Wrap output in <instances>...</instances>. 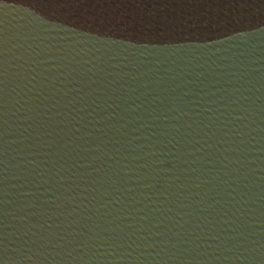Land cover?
<instances>
[{
	"label": "water",
	"instance_id": "1",
	"mask_svg": "<svg viewBox=\"0 0 264 264\" xmlns=\"http://www.w3.org/2000/svg\"><path fill=\"white\" fill-rule=\"evenodd\" d=\"M0 264H264V0H0Z\"/></svg>",
	"mask_w": 264,
	"mask_h": 264
}]
</instances>
